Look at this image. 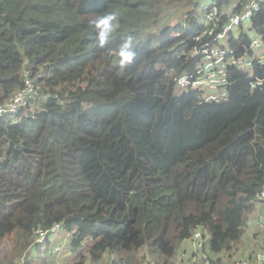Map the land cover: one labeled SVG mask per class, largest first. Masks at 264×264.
<instances>
[{"label":"trees","instance_id":"trees-1","mask_svg":"<svg viewBox=\"0 0 264 264\" xmlns=\"http://www.w3.org/2000/svg\"><path fill=\"white\" fill-rule=\"evenodd\" d=\"M243 1L213 0L222 16ZM198 2L0 0V103L25 75L46 93L0 115V264H188L195 230L210 264L205 247L237 251L264 186V63L228 66L225 101L175 94ZM250 32L264 37V2L229 35L236 56ZM54 223L64 237L36 240Z\"/></svg>","mask_w":264,"mask_h":264},{"label":"built area","instance_id":"built-area-1","mask_svg":"<svg viewBox=\"0 0 264 264\" xmlns=\"http://www.w3.org/2000/svg\"><path fill=\"white\" fill-rule=\"evenodd\" d=\"M264 0H244L240 2L241 8L226 10L222 16L213 0H204L199 5V19L203 29L194 34L188 35V46H182L179 55L185 58H194L192 67L187 73H177L173 77L174 86L182 88H195L200 92L199 102H222L228 99V86L231 80L227 73L228 66L248 71L252 75L251 67L254 63H264V37L255 35L251 37L249 48L251 53L235 55V50L228 43L229 35L237 29H246L250 17L260 9ZM181 30L173 32L174 37L181 36L183 32L190 29L189 21L184 16ZM258 80L250 82L255 87ZM44 92L34 84L32 79L25 75L24 83L11 97L0 103V115L16 112L26 106L32 98ZM258 201L263 203L262 210L256 214L254 221L258 224L264 222V186L258 194ZM63 229L60 223H54L49 229H39L36 240L40 241L48 233L62 235ZM188 241L194 246V253L188 259V264H198V259L210 264L208 255L200 251L203 243V236L199 230H195ZM61 245H56L54 251L60 252ZM256 263H251L244 258H238L232 264H264V236L260 248L255 252Z\"/></svg>","mask_w":264,"mask_h":264},{"label":"crops","instance_id":"crops-1","mask_svg":"<svg viewBox=\"0 0 264 264\" xmlns=\"http://www.w3.org/2000/svg\"><path fill=\"white\" fill-rule=\"evenodd\" d=\"M262 205H263V203L259 202V201L257 203H255L254 209L249 214V219L251 221V224H249V225L246 224L245 230L241 236V239L243 238V241H239V243L237 245V249H236L237 250L236 254H234V257L232 258V260L227 264H232L233 261L235 259H238V258H244L251 263H256L254 255H255V252L261 246L262 238L264 236V222L262 224H258L254 221V218H255L256 214H258L262 210ZM253 213H255V214L253 215ZM254 225H256L258 229H261V235H260L259 239L254 240V241L258 240L257 243L253 241L252 246H249L247 244V242H245L244 239L248 238V240H249L250 237H256L255 233L257 230L254 229ZM61 236L64 237V233ZM194 249H195L194 246L192 244H190V242H189V245L183 244L182 249L179 251V258L184 259L183 257H186L188 252H191V255H192L194 253Z\"/></svg>","mask_w":264,"mask_h":264},{"label":"rangeland","instance_id":"rangeland-1","mask_svg":"<svg viewBox=\"0 0 264 264\" xmlns=\"http://www.w3.org/2000/svg\"><path fill=\"white\" fill-rule=\"evenodd\" d=\"M204 0H200V2H198L199 4H198V11H199V5H201V3L203 2ZM236 0H233V2H235ZM182 10H174V8L173 7H171V8H167L166 10H165V16H164V19L166 20V22H170L172 19H173V17L174 18H176V19H179V17H180V12H181ZM172 23V22H171ZM250 36H255L254 34H253V32H250ZM125 49V48H124ZM124 49L122 50V52L124 53ZM190 71V69H186V70H183V71H181V72H179V73H187V72H189ZM184 90H197V89H195V88H182V87H175L174 88V93L175 94H179V93H181L182 91H184ZM32 109H35L34 107H30V110H32ZM30 110H28V111H30ZM262 207H263V205H262ZM255 213H253V215H254ZM246 224H251V221H250V219H249V215H248V219H247V221H246ZM261 227V226H260ZM254 229L255 230H257L256 231V237H250V239L248 240V238H246V239H244L245 240V242H247V244L249 245V246H252V242L255 240V239H259L260 238V235H261V229H258L257 228V226L256 225H254ZM240 241H243V238L242 239H240ZM254 242H258V240L257 241H254ZM2 243V241L0 240V244ZM262 243V242H261ZM86 244V243H85ZM183 244H186V245H189L188 244V242H187V240H183L181 243H180V246L181 245H183ZM238 244V242H236V244L235 245H237ZM66 246L68 247V249H69V241L68 242H66ZM180 246L178 247V249H180ZM5 248V247H4ZM3 247L2 248H0V251L1 252H3L4 250H6V248L4 249ZM41 249L43 250V251H46L47 253H49V250H48V247H47V245L46 244H42L41 245ZM205 249H206V252L207 253H209V254H211L212 255V257H214V258H216V257H220L221 258V260H222V263L223 264H227V263H229L231 260H232V258L234 257V254H236V251H234L233 250V248H231V249H229V250H221L219 253H217V254H214V253H210L209 252V250H208V247H205ZM228 253H231L230 255H228ZM63 254V253H62ZM71 256V254H65V255H60V257L58 256V258H65L66 256ZM108 257V256H107ZM106 257V258H107ZM47 259H49V254L47 255V257H46ZM179 258V257H178ZM181 261H182V259H181ZM36 262H37V264H39V262H40V260H36ZM68 264H70V259H69V261H68Z\"/></svg>","mask_w":264,"mask_h":264}]
</instances>
